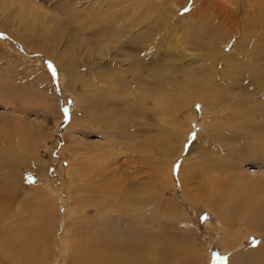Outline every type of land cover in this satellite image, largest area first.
I'll return each instance as SVG.
<instances>
[{"label": "rangeland", "instance_id": "rangeland-1", "mask_svg": "<svg viewBox=\"0 0 264 264\" xmlns=\"http://www.w3.org/2000/svg\"><path fill=\"white\" fill-rule=\"evenodd\" d=\"M34 1L35 7L49 15L59 14L62 9L61 1ZM84 1L78 13L70 14V19L56 17L60 20L46 34L43 32L51 25L49 21L32 16V10L24 3L18 4V0H0L1 264H18L11 263L12 260L20 264H73L76 248L92 242L88 239L106 237L119 242L120 234L123 239L128 238L124 225L128 222L117 210L121 208L97 189L110 187L107 191L113 192L115 177L112 182L103 184L99 171L108 165L112 168L113 163L132 155L134 166L123 167L120 175L136 177L139 172L141 175L133 180L141 181L143 186L140 190L134 184L133 191L125 190L120 194L121 203L127 201L129 193L135 196L162 194L161 203L149 204L151 209H158L143 220L146 234L174 238L187 249L190 255L175 264H227L233 254H228L224 247L225 233L220 230L221 222L216 214L194 199L184 201L181 194L166 188L163 180L168 179L167 170L173 162L177 169L184 164L188 170L183 171V191L191 197L203 194L197 192L203 179L230 176L240 182L235 186L239 196L245 193L246 186H255L251 200L264 204V134L231 130L224 122L225 117L231 116L230 102L245 99L249 94L235 72H245L246 68L264 70L262 51L251 47L248 38L241 47L244 50L239 51L235 47L236 36L231 32L258 31L259 25L251 21L258 15L246 4L248 0H238L236 5L231 3L233 0H103L100 4L97 0L95 5L90 0ZM113 1L119 11L116 24H120V29L116 31L115 27L107 34L108 37L117 35L114 45H109L100 42V34L97 36L96 32L108 20L102 15H108L115 7ZM243 5L249 25L242 13H237L236 8ZM227 11H232L238 21L231 28L223 18ZM81 21L86 25L85 32L79 30ZM66 33V38H61ZM229 38L232 40L227 49L220 51ZM131 39H137V45L145 49L143 54H148L146 59L152 72L168 75L170 83L156 82L157 79L148 74L140 76L139 84L131 83L139 70L134 56H141L130 43ZM202 43L215 44L212 51L221 65L216 69L221 72L219 76H223L222 84L219 78H214L213 88L217 89L218 83L224 90L230 86L222 96L228 105L222 101L212 111L206 110V115H200L205 106L198 100L194 102L193 92L184 93L180 87L187 76L206 78L209 75L207 77L213 79L210 70L202 74L201 68L208 61L207 49L200 47ZM49 53L51 55H47ZM221 54L232 60L231 71L220 61ZM56 59L63 61L67 72L56 70ZM163 65H167L166 70ZM112 66L119 69L127 85L113 84ZM77 72L84 81L77 79ZM97 73H104L113 80L98 86L104 87L105 92L115 93L116 101L123 100L132 107L128 114L130 124L125 121L126 117L121 119L124 123L121 125L119 119H115L118 124L112 130L108 123L99 121L105 111L88 105L93 88L86 83L94 81ZM262 81L260 87L255 85V101L239 107L247 122H263L258 108L256 114L251 111L253 107H264V76ZM70 117L72 122L68 121ZM111 142L115 143L114 149L110 148ZM123 142L127 148L120 146ZM145 178L150 180L148 187ZM209 188L205 187L207 196ZM114 192L112 195L118 194ZM98 209H111L110 215L116 216L110 221V230L98 227V214L104 213ZM174 216L178 221L171 224L169 217ZM117 218L122 222L118 223ZM229 218L231 221L227 224L245 236L247 228L241 221L242 215ZM188 224L194 229L186 230ZM156 226L158 228L154 229ZM27 230L30 241L38 248L35 253L27 245ZM242 235L238 241L245 242L238 253L261 254L264 261V253L251 252L263 244L261 235L251 233L246 238ZM20 251L30 255L29 259L20 257ZM42 252H46L45 261Z\"/></svg>", "mask_w": 264, "mask_h": 264}, {"label": "bare ground", "instance_id": "bare-ground-1", "mask_svg": "<svg viewBox=\"0 0 264 264\" xmlns=\"http://www.w3.org/2000/svg\"><path fill=\"white\" fill-rule=\"evenodd\" d=\"M2 1L4 2L5 0H2ZM57 1L63 2L62 3V9L60 10L59 14L57 13L54 15H49L47 12L42 10V8L35 7L34 6V3H35L34 0L33 1L32 0H18V2H19L18 4L24 3L26 6H28L29 9L32 10V16H35L38 19L43 18L44 20L49 21V24H51V25L49 27H46L45 31L43 32V33L48 34L49 31L53 29V26H55L56 22L60 20L59 18L57 19L56 17H59L60 15L62 17H66V19L71 17V15H72L71 13H73L74 11H75L74 13H78V11L80 10V8L82 6V2L83 3L85 2L84 0H57ZM90 1L92 4L94 3V5L96 3H98V2H94L97 0H90ZM98 1H100L99 2V4H100L101 1H103V0H98ZM107 1H110V0H107ZM115 1L123 2L124 0H115ZM126 1H131V0H126ZM237 1L238 0H233V1H231V3L236 5ZM246 4H249L250 9L251 8L254 9V13H255L254 15H258L257 19L255 18V19H252L251 21H253L252 22L253 24H258L260 29L258 31H250L249 30V32H247L245 30H239V29L237 31L230 29L231 32L233 34H235L236 39H237V43H236L235 47L237 49H239V51H243L244 48H241V47H244V45H245L244 42L248 38V44L250 43V45H251V43H252L251 47L256 48L255 50L258 49V50L262 51V57H264V0H248V2ZM106 8L109 9L111 7H106ZM77 9H79V10H77ZM236 9H238L237 13H242L243 20L249 25L250 19L247 20L249 17H248L247 11L244 8V5L241 6L240 8H236ZM118 12L119 11L117 10V5L115 3V7L111 8L110 11L107 12L108 15L107 14L105 16L102 15V18L105 19V17H106V19L108 18V20H106L103 24V27L96 32L97 36L100 34V38H99L100 42L105 43V44H109V45H114V43L117 39V37H115V36H117V35L108 37L107 34L109 32L114 31L115 27H117L116 31H118L120 29V24L119 23L116 24V20L120 17V16H118ZM233 14L234 13L232 11L231 12L227 11V13L225 14L226 16L223 17L224 22L230 28H231V26L235 25L236 22H238V21H235L237 19H234ZM242 17H241V19H242ZM108 21H109V23H108ZM79 24H81V28L79 30L84 31V27L86 25L83 24L82 21L79 22ZM242 26L245 27V25H242ZM228 32H230L229 29H228ZM114 34H117V33L115 32ZM224 34H225V36H227V33H224ZM64 36L66 38L67 33L65 35L63 34L61 38L64 39ZM226 40H227L226 44L225 43L223 44V49L220 51H225L227 49L226 47L228 46V44L231 42L232 39L229 38ZM251 40H254V41L252 42ZM130 43L133 45V47H135L141 53V56H138V57L134 56V58L138 61L139 70H137V72L135 73L134 80H132L131 83L139 84V81L141 82L140 76L142 74H146V75L148 74L152 77H155L157 79V80L155 79L156 82L158 80L161 81L160 83H167L168 84L171 82V79H170L171 77H168V75H166V74L157 75L156 73L152 72L151 67H149V65L147 63L148 54L146 56L143 54L145 49L141 48L139 44L137 45V39H134V40L131 39ZM214 45L209 46V44L207 45V44L202 43L200 46V47H204L207 49L206 52H207V56H208V61H205V63L207 62L206 66L201 68L202 74L206 75L205 72L210 70V71H212L213 79L212 80L209 79L207 77L209 75H207L206 78H201L200 76L197 75V77H195V78L192 77L193 79L190 76H189L190 78L188 76L187 77L185 76L187 79L184 82V84L182 83L181 84L182 86H180L184 93H188L191 91L193 92V96L196 98V100L194 102H197V100H198L199 101L198 103L204 104L205 111L202 114L200 113V115H206L207 111H212L215 107H217V106L219 107L220 102L223 101L222 98L224 97L223 96L224 91L225 90L229 91L228 88L230 87V86H227V88H225V90H224V88L221 85L223 76L222 77L219 76V74L221 72H219L216 69L217 68L216 66H221V65L218 64V62H217L218 57L216 58L215 52L212 51ZM246 46L248 47V45H246ZM71 47H73V46H71ZM249 48H250V46H249ZM212 53H214V54L212 55ZM237 54H239V53H237ZM47 55H51V53H49ZM51 57H53V56H51ZM222 57H223V59H220V61L221 60L224 61L225 67H228L227 71H231L233 68L232 60L228 56H226V54H225V56H223L221 54L220 58H222ZM130 58L133 60V56ZM202 60H203V58H202ZM72 61L73 60H71V62ZM101 65L102 64H100L99 67H101ZM263 65H264V63H263ZM121 66H123V65H121ZM163 66H162L163 69L165 67H167V65H163ZM55 67L59 73L67 72V70H66L67 67L66 66L64 67L63 61L56 59L55 60ZM252 67L256 68L254 65H252ZM102 68L105 69V66ZM111 69H113V71L115 73L114 81L109 80L107 78V75L104 73H97L96 76H95V74H93L95 76V78L93 79L94 81H92V82L89 81L86 84L93 88L92 93L89 95L90 97H89L88 105L94 106L98 109L100 108V110L103 109L102 111H105V114H104V116L99 117V121H101V122L105 121V123H108L109 127L112 130H115L116 126L118 124V123H116L115 119H119V122L121 125V124H124L121 121V119L123 117H126L125 121H127V123L130 124L128 117L130 115L129 112L132 109V107H128L127 105H125L122 102L123 100L122 101H116L117 99L116 100L114 99L115 93L113 94L111 92H105L104 87L98 86V84L101 85L104 83H108V80L113 81V84L117 85V86L127 83V81L125 80L126 78L124 79L122 76H120L118 68H115L112 66ZM165 70H166V68H165ZM124 72H128V70L124 71ZM155 72H157V71L155 70ZM69 73H71V72H69ZM69 73H67L66 75H68ZM198 74H200V73H198ZM235 74H237V76H236L237 78L241 79V81H244V84H245L244 90H247L249 92V94L246 95L247 97L245 99L243 98L240 101L234 100V102L233 101L230 102L231 106L229 105L228 108H230V109H228V110H229V114H231V116L229 115V117H225L224 122L226 123V126L227 125L230 126L231 130L241 129V130H244V131L247 130L250 132L259 131L258 133H256V135H258L260 133L264 134V117H263L264 116V107L258 106V107L251 108L252 112L255 113L257 111V108H258V111L261 112V114H263V116H262L263 122L261 124H257L253 120H251L252 122L245 121V119L242 118L243 112L239 111L240 106H244L245 104H249L250 102L255 101L256 93H257V92H255L256 88H257V87H255V85H257L259 87L262 85L261 83L263 82L262 78L264 76V70H262V69L256 70V69H250V68L247 69L246 68L245 72H241V71L238 72V70H237L235 72ZM76 75H78L77 76L78 80L84 81L83 79H81L80 72H77ZM123 76H126V75H123ZM214 78L220 79L221 84L218 83L219 85H217L218 86L217 89H219V90L213 88L214 83H215ZM177 83H178V81H177ZM110 84H112V83H110ZM126 85H124V87ZM159 88L160 87H158V89ZM104 92L107 94V96L104 95ZM231 100H233V99H231ZM225 101H223L224 104L228 105ZM158 105H160V104H158ZM195 105H198V104L196 103ZM263 106H264V102H263ZM197 114H199V113L197 112ZM252 117L250 119H252ZM68 121L72 122L71 117H70V120H68ZM117 144L118 143H116V145ZM110 146H112V147H110ZM110 146L109 147L111 149L112 148L114 149L115 143L111 142ZM120 146L122 148H127V144H125L124 142ZM128 149H131V147H128ZM120 155H122V152ZM125 158L126 159H122L120 161H117L116 164L113 163L112 168L110 165H108L107 167H105V169L103 171H99V175L102 176L101 178L103 180V184L106 183V181H109V180L111 181L112 178L115 177L113 181H115L116 184L114 185L113 192L107 191V189H110V187L107 189H104L103 187H98L97 192L105 194L106 198H109L113 203H115V205H118V208H121V209H117V210L119 212V215L124 217L128 222L127 224L125 223L124 225L127 229L126 231H128V233H129V237L126 239H123L124 236H122L120 234L119 242H114L112 239H110V238L107 239L106 237H102V238L93 237L91 239H88V241H92V242H87L85 245H82V247L78 246L76 248V253H75L76 259L74 260L73 264H175L182 257L190 255V253L188 251H186L187 249L184 246L175 242L177 240H175L174 238L172 239L171 237H166L163 234H162L163 236H160V237L156 236V235L152 237V235H150V233L146 234V232H145V231H147V229L144 227L143 220L145 218H147L151 212L158 209V208L157 209H151L152 207L149 206V204L162 201L161 200V198H162L161 193H155L153 195H146V196H135L136 195L135 193L134 194L129 193V197H128L127 201H124V203H121L122 198H121L120 194L125 193L127 190L135 189L136 185H137L136 189H140L143 186L141 181L137 182L138 181L137 179L135 181L133 180L134 178H137L138 176L141 175V173H139V172L136 175V177H133L132 175H124V174L120 175L121 172L123 171L122 170L123 167H127V166L132 167V166H134V163H135L134 155H132V157L128 156ZM140 163L143 164L142 162H140ZM147 163H150V161H147ZM173 163H175V162H173ZM173 163L171 164V167H169V170H167V172L169 171V174H170L168 176V179H166L167 181L163 180L166 183L165 187L168 189L171 188L172 190H174L175 192L178 193L177 195L181 194L182 197H180V198H183L184 201L186 199H188L190 201H192V199H194L198 202L203 203L205 205V207L209 208V210L211 212L216 214V216L219 218V221L221 222V225H220L221 229L220 230H222L225 233V238L223 240L224 247L227 249L226 251L228 254H230V253L233 254V257L229 260V262L227 264H264V261L262 259L263 255H261V254L255 255V254L251 253L250 255H247L246 253H243V252L238 253L237 250L240 249L241 246H243L242 244L245 242V241L243 242L242 240L238 241V238L240 237V235H242V233H240V234L237 233L238 229L232 228L230 225L227 224L229 222V220L231 219V218H229V216H233L235 218L236 215H242L241 221L244 223V225L247 228L245 236H243L244 235L243 234L242 237L246 238L247 236L251 235V233H259L261 235V238L263 239V244L256 246V248L251 250V252L258 250L256 252L264 253V204L261 203L263 201H257L255 203H253V201L251 200L252 190L256 187L255 186H253V187L252 186H250V187L246 186L245 187V190H246L245 193L243 192V195L240 194L241 196H239L237 193V189H235V186L240 184L238 179H235L234 177H230V176H225V177L220 179L218 175H217V178L212 179V177L210 176V178L208 180L203 179L201 189L200 190L197 189L198 193L202 192L203 194L201 196H199L201 194L200 193L198 196L193 198V196L191 197L190 194H186V192L183 191V184L184 183H182V181H181L182 177H183V171L185 169H187L188 166L184 167V164H183V166L181 168L178 167V169H177V167H175ZM4 167H7V166L4 165ZM196 167H198V166H196ZM201 167L203 168V166H201ZM216 167H217L216 169L219 168V166H216ZM109 169H110L111 173L109 172ZM159 170L160 169L158 168V171ZM104 171L107 173H104ZM159 172H161V171H159ZM130 180H131V182H130ZM143 180L146 181L145 185L148 187L150 180L148 178H145ZM185 183H187V182H185ZM210 183H212V184L209 185ZM134 184H136V185L134 186ZM205 187H207V188L210 187L209 188L210 193L208 194V196L206 194ZM114 191L118 192V194L115 196L112 195V193H115ZM131 191H133V190H131ZM131 191H129V192H131ZM112 202L110 203V205L113 204ZM195 202H193V203H195ZM152 206H154V205H152ZM100 210H103L104 213L101 215L98 214L99 219L98 220L96 219L97 225L100 228L105 227L106 229H109L110 221L113 220V218H116V216L110 215L111 209H98L97 211H100ZM169 220H170L171 224H174L175 222L178 221V219H176L175 216L169 217ZM1 221H2V219H0V223H1ZM116 221L118 223L122 222V220L120 218H117ZM157 228H158V226H156L154 229H157ZM192 229H194V227H192L190 224H188V228L186 230H192ZM239 229H241V228H239ZM192 232H194V231H192ZM26 237H27V245L34 251V253L37 252L38 248H35L34 244L30 241L29 230L26 231ZM73 253H74V251H73ZM19 254H20V257L22 255L23 258H26V260L29 259V257H30V255L27 256L26 253L21 252V251L19 252ZM41 257L45 261L46 260V252H42ZM104 258H106V259L103 260ZM193 259H194V262H198V260L196 258H193ZM11 263L20 264L19 262H16L14 260H12ZM0 264H1V261H0ZM3 264H5V263H3Z\"/></svg>", "mask_w": 264, "mask_h": 264}]
</instances>
